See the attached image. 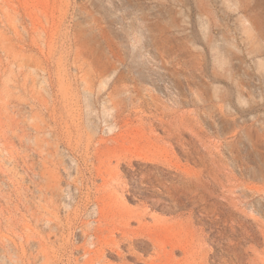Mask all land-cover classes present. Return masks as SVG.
Wrapping results in <instances>:
<instances>
[{
  "label": "rangeland",
  "instance_id": "rangeland-1",
  "mask_svg": "<svg viewBox=\"0 0 264 264\" xmlns=\"http://www.w3.org/2000/svg\"><path fill=\"white\" fill-rule=\"evenodd\" d=\"M0 264H264V0H0Z\"/></svg>",
  "mask_w": 264,
  "mask_h": 264
},
{
  "label": "bare ground",
  "instance_id": "bare-ground-1",
  "mask_svg": "<svg viewBox=\"0 0 264 264\" xmlns=\"http://www.w3.org/2000/svg\"><path fill=\"white\" fill-rule=\"evenodd\" d=\"M157 201V203H161V200L160 199H158V200H156ZM161 205V204H160ZM165 207V206H164ZM171 208V207H170ZM218 212L219 213H221L220 211H219V208H218ZM232 219L236 222V223H240L241 224V222H240V220L237 218V217H235V216H232ZM234 221H232V222H234ZM235 225H237V226H240V225H238V224H235ZM234 225V226H235ZM245 233H247V232H244V234ZM219 235V234H218ZM128 240V239H127ZM221 245L222 246H224L225 248H230V249H235L236 248V245H234L231 241H229V242H221ZM207 255H209V254H207Z\"/></svg>",
  "mask_w": 264,
  "mask_h": 264
}]
</instances>
